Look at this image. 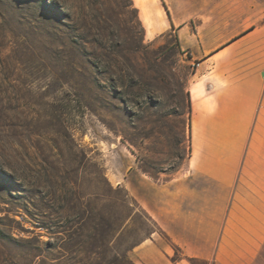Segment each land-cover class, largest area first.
I'll return each instance as SVG.
<instances>
[{"label":"rangeland","instance_id":"obj_1","mask_svg":"<svg viewBox=\"0 0 264 264\" xmlns=\"http://www.w3.org/2000/svg\"><path fill=\"white\" fill-rule=\"evenodd\" d=\"M196 66L131 0H0V264H208L123 185L181 159Z\"/></svg>","mask_w":264,"mask_h":264},{"label":"crops","instance_id":"obj_2","mask_svg":"<svg viewBox=\"0 0 264 264\" xmlns=\"http://www.w3.org/2000/svg\"><path fill=\"white\" fill-rule=\"evenodd\" d=\"M131 1L146 38L174 33L197 66L181 159L129 166L125 189L184 255L264 264V0Z\"/></svg>","mask_w":264,"mask_h":264},{"label":"trees","instance_id":"obj_3","mask_svg":"<svg viewBox=\"0 0 264 264\" xmlns=\"http://www.w3.org/2000/svg\"><path fill=\"white\" fill-rule=\"evenodd\" d=\"M126 207H130V203L128 202L127 204H125ZM146 213V212H145ZM132 216V211L130 209V212L128 213V216L122 220V222L116 226V224H114L112 221H108L106 220L103 216H99L100 217V220H101V223H100V227H99V231H100V237L103 238V233H107V232H110V234L114 237L116 234H118L122 228V226L125 224V222L127 221V218H131ZM146 216L148 217V219H151L150 216L147 215L146 213ZM153 222L155 223L157 229L163 233L164 235L167 236V234L157 225V223L153 220ZM168 237V236H167ZM169 238V237H168ZM173 243V242H172ZM174 246L178 247L175 243H174ZM179 248V247H178ZM188 259H196L194 257H189L187 256Z\"/></svg>","mask_w":264,"mask_h":264}]
</instances>
